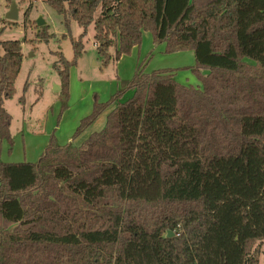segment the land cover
Returning a JSON list of instances; mask_svg holds the SVG:
<instances>
[{
	"label": "trees",
	"instance_id": "16d2710c",
	"mask_svg": "<svg viewBox=\"0 0 264 264\" xmlns=\"http://www.w3.org/2000/svg\"><path fill=\"white\" fill-rule=\"evenodd\" d=\"M42 1L67 30L71 20L83 30L70 38L72 60L60 53L52 64L60 114L91 25L104 68L148 32L165 54L193 53L194 64L138 66L107 101L93 98L71 142L51 136L34 163L0 154V264H259L264 0ZM40 30L38 43L54 38ZM22 59L21 42L0 40V152L14 143L4 103ZM184 71L200 86L176 80ZM105 112L104 126L74 144Z\"/></svg>",
	"mask_w": 264,
	"mask_h": 264
},
{
	"label": "rangeland",
	"instance_id": "374dc122",
	"mask_svg": "<svg viewBox=\"0 0 264 264\" xmlns=\"http://www.w3.org/2000/svg\"><path fill=\"white\" fill-rule=\"evenodd\" d=\"M11 2L16 5L17 22L5 19ZM27 10L29 14L25 16ZM39 19L54 36L47 44L36 41V34L41 31V27L36 26ZM87 29L83 37L84 53L69 73L68 107L60 114L61 100L56 90L59 87L58 76L52 64L60 53L66 60H72L70 38L76 40L83 30L72 20L67 30L62 16L42 0H0V40L21 42L23 55L15 94L4 103V109L12 119L10 133L14 143L10 151L8 145L2 143L0 154L3 163L36 162L51 136L59 145L68 143L80 120L91 112L93 98L107 101L120 88L121 81L131 80L138 66L144 65L145 73H149L166 68L180 70L194 64L193 53L165 54L164 46L153 44L148 32L143 33L141 46L134 48L129 56H123L115 64L104 68L94 46L93 26ZM176 80L200 86L199 80L190 72H179ZM20 97H23L22 105L18 101ZM131 97V92H125L120 99L126 102ZM107 112L100 115L73 143L78 145L90 133L99 131L104 126ZM261 253L259 264H264V243Z\"/></svg>",
	"mask_w": 264,
	"mask_h": 264
},
{
	"label": "water",
	"instance_id": "95a60500",
	"mask_svg": "<svg viewBox=\"0 0 264 264\" xmlns=\"http://www.w3.org/2000/svg\"><path fill=\"white\" fill-rule=\"evenodd\" d=\"M6 20L10 21V22H17L18 20V13H17V9H16V5L14 2H11V6L7 12V15L5 17ZM45 23L39 19L36 21V26L37 27H42ZM56 90L59 92L60 91V87H57ZM172 232H168L166 235V238H170L172 236Z\"/></svg>",
	"mask_w": 264,
	"mask_h": 264
},
{
	"label": "crops",
	"instance_id": "0c3cea01",
	"mask_svg": "<svg viewBox=\"0 0 264 264\" xmlns=\"http://www.w3.org/2000/svg\"><path fill=\"white\" fill-rule=\"evenodd\" d=\"M134 50V49H133ZM58 85H60V83L58 82ZM60 87V86H59ZM68 142H71V138L68 139Z\"/></svg>",
	"mask_w": 264,
	"mask_h": 264
}]
</instances>
